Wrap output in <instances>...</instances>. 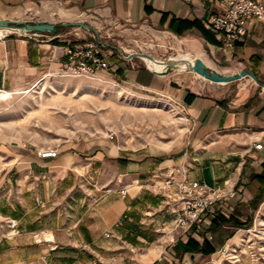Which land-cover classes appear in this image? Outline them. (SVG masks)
Instances as JSON below:
<instances>
[{
    "label": "crops",
    "instance_id": "obj_1",
    "mask_svg": "<svg viewBox=\"0 0 264 264\" xmlns=\"http://www.w3.org/2000/svg\"><path fill=\"white\" fill-rule=\"evenodd\" d=\"M51 8L59 9L64 20H53ZM219 9L217 0H0V20L60 25L56 32L42 34L0 28V90L6 92L67 62L62 46L75 42L63 38L64 24L77 21L98 31L107 23L128 26L125 31L166 28L183 37L181 42L203 43L215 66L216 61L225 62L230 73L249 68L261 83L247 76L229 88L187 64L160 73L124 59L120 52L113 56L117 75L164 94L182 108L189 125L185 144L176 149L127 150L107 139L71 140L56 147L59 155L54 158L0 144V264H193L186 251L189 238L200 243L207 238L216 252L225 244L224 236L233 226L226 223L214 230L211 212L170 243L176 215L148 184L153 173L163 178L167 171L182 167L209 185L228 181L235 196L226 201L227 207L214 208L225 217L234 212L244 187L251 196L260 192L255 174L264 162V20L252 18L249 32L224 50L222 35L208 24L211 12ZM184 20H199L217 42L196 27L178 35L175 30ZM191 54L170 56L160 64L148 61L159 69ZM259 141L263 147L256 149ZM82 175L88 176L90 187L80 183ZM95 176L98 183L89 180L95 181ZM263 222L259 216L257 223ZM37 232L43 237L37 239ZM218 261L222 264L223 259Z\"/></svg>",
    "mask_w": 264,
    "mask_h": 264
},
{
    "label": "rangeland",
    "instance_id": "obj_2",
    "mask_svg": "<svg viewBox=\"0 0 264 264\" xmlns=\"http://www.w3.org/2000/svg\"><path fill=\"white\" fill-rule=\"evenodd\" d=\"M50 12L53 20H64L59 9L51 8ZM100 27L102 40L117 47H103L107 54L111 52L108 55L111 63L116 58L113 56H119L118 48H121L125 55L137 52L157 60V64L165 62L170 56L191 52L215 66L212 58L205 53L203 43L181 42L183 37L166 28L149 30L143 27L136 30L134 27L125 31L128 26L116 27L111 23ZM64 31L63 38L67 42H86L96 38L92 30L78 26L67 25ZM132 59L136 65L147 68L141 57ZM216 63L215 67L231 74L225 62ZM112 67L116 68L115 64L108 70L97 71L91 76L94 79L71 75L62 66L53 67L34 80L13 88L16 91L9 92V98L0 101V144L9 149L21 148L37 153L41 149L56 148L68 141L83 139H107L127 150L176 149L185 144L189 125L182 108L164 94L117 75V70ZM243 81L245 79L221 84L235 88ZM172 108L175 110L171 111ZM102 173L101 170L97 174L100 181ZM86 176H79L84 179L80 183L90 187ZM89 180L93 183L99 181L97 176L95 181ZM259 216L264 219V195L256 209L249 205L240 208L243 221L252 217L251 226L236 229L233 235L229 232L224 241L221 239L225 244L218 245L217 252L202 258L200 264H220L218 260L221 258L222 264H264V222L257 223ZM11 224L15 225L14 222ZM43 235L41 232L34 234L37 239Z\"/></svg>",
    "mask_w": 264,
    "mask_h": 264
},
{
    "label": "built area",
    "instance_id": "obj_3",
    "mask_svg": "<svg viewBox=\"0 0 264 264\" xmlns=\"http://www.w3.org/2000/svg\"><path fill=\"white\" fill-rule=\"evenodd\" d=\"M217 2L220 9L211 12L208 24L217 34L222 35L224 50L233 48L236 42L249 32L248 24L252 18L264 20V4L261 0H217ZM98 34L103 41L99 31ZM95 37L83 43L75 42L62 46L64 54L69 58L61 65L62 68L71 75L81 76H94L99 70L110 69L112 65L108 55L111 52L107 54L103 49L106 45L98 40L96 34ZM113 137L111 134L112 139ZM254 147L261 149L263 143L259 141ZM38 155L41 158H54L59 155V150L57 148L41 149ZM153 178H161V175L153 173L148 184L152 192L163 197L165 207L176 215L169 232L170 243H176L199 225L203 221L204 213L211 212L212 219L217 218L214 208L227 207L226 201L236 194L230 182L209 185L190 177L189 170L185 167L167 171L160 180ZM121 192L124 194L126 189H122ZM222 250L227 251V248L224 247Z\"/></svg>",
    "mask_w": 264,
    "mask_h": 264
},
{
    "label": "trees",
    "instance_id": "obj_4",
    "mask_svg": "<svg viewBox=\"0 0 264 264\" xmlns=\"http://www.w3.org/2000/svg\"><path fill=\"white\" fill-rule=\"evenodd\" d=\"M60 25L57 26V29ZM174 27V21L170 25V29L172 30ZM198 28L201 33L211 39L212 42H217L215 39L213 32L208 30L199 20H194V21H188L184 20L180 22V26L175 30V32L178 35H183L184 31L186 29H191V28ZM262 170L260 173L255 174V179L259 183V189L260 192L258 195H252L249 192L250 190L247 187H244L241 191V197L240 199L236 202L234 212L229 216L225 217L223 215L217 216V218L212 219L213 223V229H218L221 227L223 224L229 223L233 226V230L230 231V233L233 235L236 229L239 228H247L251 226L252 224V217H249L247 220L243 221L240 218V208L244 205H249L253 209H256L258 205V201L260 198L264 195V162L261 165ZM186 251L189 253L192 263H196L200 258L212 255L213 253L216 252L215 246L206 238L202 243L197 241L194 238H189L187 242V249Z\"/></svg>",
    "mask_w": 264,
    "mask_h": 264
},
{
    "label": "water",
    "instance_id": "obj_5",
    "mask_svg": "<svg viewBox=\"0 0 264 264\" xmlns=\"http://www.w3.org/2000/svg\"><path fill=\"white\" fill-rule=\"evenodd\" d=\"M64 25H73V26L90 29L96 34L98 40L101 43L105 44L106 46H109V48H112V49L117 48L116 46L108 42L101 41L96 27H94L90 23L83 22V21H77V22H70ZM57 26L58 24L49 23L45 21H27V20L13 21V20H5V19L0 20V28L12 27L13 30H22L26 32H36V33L56 32ZM118 50L120 54L123 56V58L128 59V60L134 58L135 56L140 57L141 55L140 53H137V52L125 55L121 48H118ZM192 69L196 71L197 73L201 74L202 76H204L205 78H207L208 80H211L213 82L230 83V82H234L239 79H242L244 77L250 76L256 82L260 83L256 74L249 68L242 69L235 73L225 74L207 65V63L201 57L196 58L195 62L192 65Z\"/></svg>",
    "mask_w": 264,
    "mask_h": 264
},
{
    "label": "bare ground",
    "instance_id": "obj_6",
    "mask_svg": "<svg viewBox=\"0 0 264 264\" xmlns=\"http://www.w3.org/2000/svg\"><path fill=\"white\" fill-rule=\"evenodd\" d=\"M4 30H6V31H11V30H13V28H12V27H4ZM191 55H193V54H191ZM193 56H195V55H193ZM193 56H188V57L178 58V59L174 60L171 64H169L167 67L159 68V69H155V68H153V67L151 66V64L149 63V61L152 62V60H151L149 57H147V56H145V55H143V54L140 55V57L146 62V64H147L149 67H151L152 69H154L155 72H160V73H162V72H167V71H169V70H171V69H173V68H175V67H177V66H179V65H183V64H187V65H189V66L192 67V65H193V63L195 62L196 58H198V57H196V56H195V57H193ZM188 58H189V59H188ZM148 60H149V61H148ZM152 63H153V62H152ZM207 65H208V64H207ZM209 66H210V65H209ZM84 77L94 79V78L91 77V76H84ZM97 78H99V77H95V79H97ZM0 92H1V90H0ZM9 96H10V93H9V92L3 91V92L0 94V101L9 98ZM246 231H247V232H252V230H246ZM263 233H264V232H263Z\"/></svg>",
    "mask_w": 264,
    "mask_h": 264
}]
</instances>
